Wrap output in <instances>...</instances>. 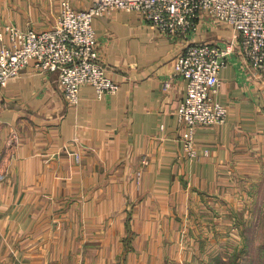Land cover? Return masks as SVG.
I'll use <instances>...</instances> for the list:
<instances>
[{"label":"crops","instance_id":"obj_1","mask_svg":"<svg viewBox=\"0 0 264 264\" xmlns=\"http://www.w3.org/2000/svg\"><path fill=\"white\" fill-rule=\"evenodd\" d=\"M60 2L0 0V28H51ZM94 28L116 93L84 85L71 106L58 72L33 64L0 86V264H226L235 252L244 264L245 226L264 218V74L206 15L186 36L124 10ZM202 41L235 44L215 93L229 112L198 127L189 157L177 116L187 81L174 63Z\"/></svg>","mask_w":264,"mask_h":264},{"label":"built area","instance_id":"obj_2","mask_svg":"<svg viewBox=\"0 0 264 264\" xmlns=\"http://www.w3.org/2000/svg\"><path fill=\"white\" fill-rule=\"evenodd\" d=\"M116 10L135 12L160 33L176 36L196 31L201 15L225 23L237 36L240 54L264 74V0H91L86 9L75 8L71 0H61L51 28L25 30L13 24L0 28V86L33 64L39 73L58 72L71 106L79 104L84 85H92L99 98L116 93L120 84L98 60L94 28L96 17ZM234 45L233 41L225 46L192 42L176 57L174 73L187 81L177 116L185 127L183 149L189 157L197 154L199 126L227 120L228 107L216 100L215 93Z\"/></svg>","mask_w":264,"mask_h":264},{"label":"rangeland","instance_id":"obj_3","mask_svg":"<svg viewBox=\"0 0 264 264\" xmlns=\"http://www.w3.org/2000/svg\"><path fill=\"white\" fill-rule=\"evenodd\" d=\"M262 199H264V196L262 197ZM257 212H259L261 216L264 215V204L260 205V210ZM220 224L224 227L230 225V223H228L227 221H222ZM235 226L234 228H236ZM245 227L249 229V232L251 234V237H246L247 242L245 241L244 243L250 245L249 249L251 256L250 258H248L249 260L244 262V264H264V218L250 221L249 224H247ZM220 239H226V237H220ZM240 254L243 256V251H241ZM234 255L238 256L237 262L241 261L240 259L242 257L238 255V252H235L229 257L226 264H231V261L233 259L232 257Z\"/></svg>","mask_w":264,"mask_h":264},{"label":"trees","instance_id":"obj_4","mask_svg":"<svg viewBox=\"0 0 264 264\" xmlns=\"http://www.w3.org/2000/svg\"><path fill=\"white\" fill-rule=\"evenodd\" d=\"M237 257H238L237 255H236V256L234 255V256L232 257L233 259H232V261H231V264H238V262H237Z\"/></svg>","mask_w":264,"mask_h":264}]
</instances>
